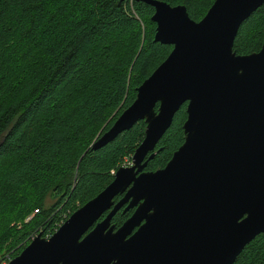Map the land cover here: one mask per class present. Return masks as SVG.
<instances>
[{"label":"water","instance_id":"water-1","mask_svg":"<svg viewBox=\"0 0 264 264\" xmlns=\"http://www.w3.org/2000/svg\"><path fill=\"white\" fill-rule=\"evenodd\" d=\"M135 1L154 10L153 42L172 49L92 145L143 121L131 165L7 264H233L264 236V43L248 55L233 51L264 0H215L198 22L183 5ZM185 103L183 143L162 169L144 171ZM125 205L135 210L114 232L111 219Z\"/></svg>","mask_w":264,"mask_h":264},{"label":"trees","instance_id":"trees-1","mask_svg":"<svg viewBox=\"0 0 264 264\" xmlns=\"http://www.w3.org/2000/svg\"><path fill=\"white\" fill-rule=\"evenodd\" d=\"M158 1L183 5L198 22L215 0ZM153 12L135 0H0V253L10 260L32 234L51 236L101 192L141 143L138 121L92 150L172 49L153 42ZM263 43L264 4L241 25L233 51L248 55ZM185 109L145 170L163 168L183 143ZM131 212L120 210L111 225ZM233 264H264V236Z\"/></svg>","mask_w":264,"mask_h":264},{"label":"rangeland","instance_id":"rangeland-1","mask_svg":"<svg viewBox=\"0 0 264 264\" xmlns=\"http://www.w3.org/2000/svg\"><path fill=\"white\" fill-rule=\"evenodd\" d=\"M130 165H131V158L130 159L125 158L124 159V162H123V165L121 167H128ZM112 175L114 176V172L113 171H112ZM54 201H55V198L52 195H49V197L46 200L45 207L46 208L50 207L53 204ZM67 212L70 213L69 211H67ZM30 218L31 217H29L28 219H26L25 222L29 221ZM7 256H8V254H6V253H0V264H7L6 263L7 262L6 261L7 260V258H6Z\"/></svg>","mask_w":264,"mask_h":264},{"label":"flooded vegetation","instance_id":"flooded-vegetation-1","mask_svg":"<svg viewBox=\"0 0 264 264\" xmlns=\"http://www.w3.org/2000/svg\"><path fill=\"white\" fill-rule=\"evenodd\" d=\"M172 123H173V122H172ZM156 147H157V146H156ZM158 151H160V147H158ZM153 152H154L155 155H156V153H157V152H156V148H155V150H154ZM150 154H151V153H149L148 156H149ZM148 156H147V157H148ZM153 159H154V158H153ZM153 159H152V160H153ZM161 169H162V168H161ZM144 171H147V170L144 169ZM148 172H149V171H148ZM121 198H122V196H117V197L114 199V202L117 203ZM126 206H127V205H125V206H124L123 208H121L120 210L124 209ZM120 210H119V211H120ZM131 210H132V212H133L135 209H130V210H128L127 212H129V211H131ZM119 211H118V212H119ZM127 212H126V213H127ZM132 212H131V213H132ZM106 213H108V212H106ZM106 213H105V214H106ZM124 213H125V212H124ZM105 214L99 219V221H101V220L107 215V214H106V215H105ZM131 215H132V214H131ZM111 220H112V219H111ZM110 226L114 227V232H116V231H117L122 225H120V226H118V227H115V225H110ZM94 227H95V225H93V226L88 230V232H86L85 235H87V234H88V233H89ZM137 230H138V227L134 228V230L131 232V234H130L126 239H129V237L132 236ZM85 235H84V236H85ZM84 236H83V237H84ZM83 237H82V238H83Z\"/></svg>","mask_w":264,"mask_h":264},{"label":"built area","instance_id":"built-area-1","mask_svg":"<svg viewBox=\"0 0 264 264\" xmlns=\"http://www.w3.org/2000/svg\"><path fill=\"white\" fill-rule=\"evenodd\" d=\"M37 235L36 234H32L30 237H29V243L36 237ZM50 236H47V237H45V238H49ZM7 258V262L6 263H8L9 261H10V259H9V256H7L6 257Z\"/></svg>","mask_w":264,"mask_h":264}]
</instances>
